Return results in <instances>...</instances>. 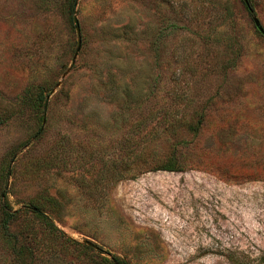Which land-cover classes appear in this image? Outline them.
I'll list each match as a JSON object with an SVG mask.
<instances>
[{"label": "rangeland", "instance_id": "374dc122", "mask_svg": "<svg viewBox=\"0 0 264 264\" xmlns=\"http://www.w3.org/2000/svg\"><path fill=\"white\" fill-rule=\"evenodd\" d=\"M251 3L77 0L74 62L64 0H0V220L17 213L25 264H264ZM34 206L94 253H59ZM11 245L0 228V264H22Z\"/></svg>", "mask_w": 264, "mask_h": 264}, {"label": "trees", "instance_id": "16d2710c", "mask_svg": "<svg viewBox=\"0 0 264 264\" xmlns=\"http://www.w3.org/2000/svg\"><path fill=\"white\" fill-rule=\"evenodd\" d=\"M252 0H243V4L250 16H254L256 13L255 8L253 4L251 3ZM66 4V11H67V20L68 24L70 27L74 30V12H75V6L77 0H64ZM257 29V28H256ZM36 105H39L42 108V112L44 111L45 107H47V96H45L43 93H39L36 98ZM42 121V120H41ZM190 128H192V125H190ZM196 129V127H195ZM193 130V129H191ZM165 171H172L174 170V167L172 165H167L166 167L163 168ZM27 211H30L32 215H34L37 219H39L45 227L50 229L54 235L55 240H56V245L60 247L58 250L59 253L63 254H68L67 251L69 250H74V251H80L78 253H86L87 251L94 253L96 247H93L92 245L87 246V245H82L78 243L75 240H72L70 238H67L61 233L57 227L55 226L54 222L49 218L48 215L42 210V208L38 206H34L32 209H28ZM17 214V213H16ZM16 214H13L9 211H7L5 208L3 209L2 217L0 220V228L3 232V234L8 237L10 240L11 244H13V252L16 255V258L18 261L22 264H25L26 261V255L27 252L25 249H22V247H18V239L14 237V234L11 232V225L14 222V218L16 217ZM103 254H108L106 252H103ZM88 258L89 264H128L126 261L123 259L116 257V256H111V257H101L100 261L96 260L95 257H92L88 252L85 254ZM109 255V254H108ZM99 258V257H98Z\"/></svg>", "mask_w": 264, "mask_h": 264}, {"label": "water", "instance_id": "95a60500", "mask_svg": "<svg viewBox=\"0 0 264 264\" xmlns=\"http://www.w3.org/2000/svg\"><path fill=\"white\" fill-rule=\"evenodd\" d=\"M255 27L257 28V30L264 36V28L262 27L259 19H257L256 17L253 18ZM74 22L76 24V30H77V34H78V44H77V50L75 53V57H74V62L76 61V58L78 56L79 51L81 50V46H82V37H81V30H80V26H79V21L77 19V17L74 19ZM45 123V117L43 119V124Z\"/></svg>", "mask_w": 264, "mask_h": 264}]
</instances>
